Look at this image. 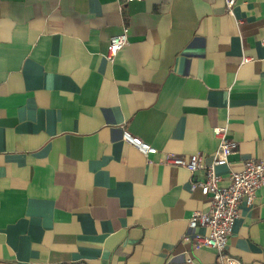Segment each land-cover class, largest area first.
Returning <instances> with one entry per match:
<instances>
[{
  "label": "crops",
  "instance_id": "crops-1",
  "mask_svg": "<svg viewBox=\"0 0 264 264\" xmlns=\"http://www.w3.org/2000/svg\"><path fill=\"white\" fill-rule=\"evenodd\" d=\"M225 2L0 0V264H223L187 225L203 172L162 155L210 164L225 127L221 187L264 158V0ZM225 254L264 264V187Z\"/></svg>",
  "mask_w": 264,
  "mask_h": 264
},
{
  "label": "built area",
  "instance_id": "built-area-1",
  "mask_svg": "<svg viewBox=\"0 0 264 264\" xmlns=\"http://www.w3.org/2000/svg\"><path fill=\"white\" fill-rule=\"evenodd\" d=\"M142 1V0H138ZM235 0H226V13L231 15ZM128 29L122 28L121 33L112 36L108 41L106 59L111 61L115 54L126 44ZM218 147L213 154L210 164L204 163L201 154L187 157L174 154H163L162 163L173 168H184L191 174L203 172L202 180L192 182L191 191L198 189L202 196L210 197V206L207 212H193L188 219V228H204L206 235L199 238L196 248L207 247L218 256L223 264H240V262L225 254L228 239L234 222L238 218L239 207L242 203L250 206L258 189L264 187V158L262 160H247L241 170L231 172L226 186H219L221 177L215 173L218 166H226L228 158L236 149L235 143L229 138L225 127L212 130ZM122 140L137 150L144 158L154 156L157 151L150 145L131 136L125 129L122 131Z\"/></svg>",
  "mask_w": 264,
  "mask_h": 264
}]
</instances>
